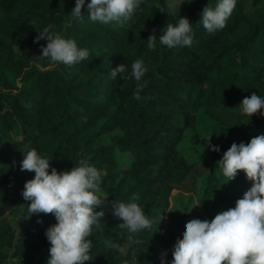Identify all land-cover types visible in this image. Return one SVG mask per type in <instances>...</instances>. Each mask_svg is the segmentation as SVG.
I'll return each mask as SVG.
<instances>
[{
  "label": "trees",
  "instance_id": "trees-1",
  "mask_svg": "<svg viewBox=\"0 0 264 264\" xmlns=\"http://www.w3.org/2000/svg\"><path fill=\"white\" fill-rule=\"evenodd\" d=\"M89 2L79 23L71 16L75 0H0V216L17 213L15 225L0 218V264H47L45 232L56 223L52 214L26 218L31 202L22 191L35 173L21 170L22 151L51 159L49 172L85 160L100 173L107 201L94 211L105 214L92 227V259L84 264H153L164 239L172 244L170 264L189 219L207 220L203 211L212 206L235 207L251 187L242 170L225 183L217 161L233 142L264 135V116L244 123L239 112L244 97H264V0H236L226 26L212 33L199 20L218 0H182L174 9L167 0H142L123 26L92 22ZM180 16L191 23L193 44L168 48L159 36ZM49 25L88 49V60L67 66L42 58L47 40L34 39ZM137 59L147 67L140 99L131 78ZM119 64L129 79L111 78ZM112 202H136L149 219H162L130 233L119 227Z\"/></svg>",
  "mask_w": 264,
  "mask_h": 264
},
{
  "label": "clouds",
  "instance_id": "clouds-1",
  "mask_svg": "<svg viewBox=\"0 0 264 264\" xmlns=\"http://www.w3.org/2000/svg\"><path fill=\"white\" fill-rule=\"evenodd\" d=\"M141 3L142 0H90L88 18L92 22H115L123 26ZM84 4L85 0H75L71 11V16L79 23L83 22L81 9ZM235 5L236 0H218L214 8L205 6L199 20L203 28L209 33L223 29ZM156 8L163 11L159 4ZM52 27H45L34 39V42L47 40L46 46H42V58L67 66L88 60V49L79 48L75 40L52 32ZM156 39L154 33L148 36L150 50L155 49ZM159 42L168 48L191 47L193 29L188 18L180 16L175 25L169 23L164 34L159 36ZM126 72L125 64H119L111 70V78L116 79L119 74L120 79L127 80ZM146 72L143 60L132 63L131 78L137 83L135 99H140L139 92L144 86L141 80ZM239 112L248 118L244 123L255 114L264 116V97L255 92L244 97ZM209 148L219 151L216 145L209 144ZM22 152L21 170L35 173L34 178L25 181L22 191L23 198L31 202L26 218L43 213L54 215L56 220L45 232L50 242L47 264H84L92 259L88 239L92 227L99 228V218L105 214L103 210L94 211L107 201V197L97 195L100 173L85 160L68 171L58 172L52 167L49 172L51 159L41 156L35 149ZM217 162L225 183L242 170L252 182L251 187L235 201V207L216 214L211 221L189 219L183 238H178L174 244L170 264H264V135L251 138L247 144L233 142ZM135 199L133 194L132 200ZM111 207L113 215L122 221L119 227L133 234L152 228L154 223L158 225L162 219L161 214L158 221L149 219L136 202H112ZM129 240L133 242L131 237ZM161 264H164L163 257Z\"/></svg>",
  "mask_w": 264,
  "mask_h": 264
},
{
  "label": "rangeland",
  "instance_id": "rangeland-1",
  "mask_svg": "<svg viewBox=\"0 0 264 264\" xmlns=\"http://www.w3.org/2000/svg\"><path fill=\"white\" fill-rule=\"evenodd\" d=\"M182 0H167V4L171 9H174ZM109 140V135H106L103 138V142L107 143ZM99 196H103V194L99 191L97 193ZM221 212V208L218 206H212L211 211L204 210V218L211 221L212 218L218 213ZM17 217V213L14 210H9L5 212L3 215L0 216V218H5L9 223L15 225V220ZM167 238V237H166ZM172 250V244L170 242H166V239H164L162 242L157 243L154 246V252L152 256V263L153 264H161V258L163 257L164 264L169 258V255Z\"/></svg>",
  "mask_w": 264,
  "mask_h": 264
}]
</instances>
